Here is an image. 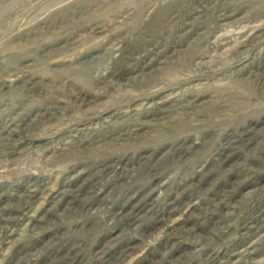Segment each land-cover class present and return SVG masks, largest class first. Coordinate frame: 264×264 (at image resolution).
<instances>
[{"label": "rangeland", "instance_id": "rangeland-1", "mask_svg": "<svg viewBox=\"0 0 264 264\" xmlns=\"http://www.w3.org/2000/svg\"><path fill=\"white\" fill-rule=\"evenodd\" d=\"M0 264H264V0H0Z\"/></svg>", "mask_w": 264, "mask_h": 264}]
</instances>
